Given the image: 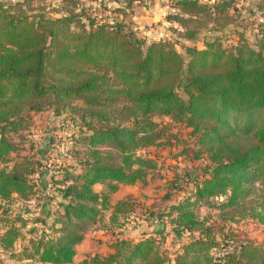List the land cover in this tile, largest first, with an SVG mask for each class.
<instances>
[{"label": "trees", "instance_id": "obj_1", "mask_svg": "<svg viewBox=\"0 0 264 264\" xmlns=\"http://www.w3.org/2000/svg\"><path fill=\"white\" fill-rule=\"evenodd\" d=\"M114 2L126 6L124 0ZM172 2L176 11L167 20L179 24L190 41L206 29L224 31L235 0ZM259 9L264 14V0ZM82 15L55 18L29 3L0 2V247L21 263L264 264V246L221 247L213 226L196 214L206 205L221 217H250L264 225V23L255 47L241 40L226 48L211 39L202 49L187 47L185 58L169 41L147 45L120 17L92 14L86 27L75 28ZM46 108L78 116L86 130L76 137L82 150L72 152L83 170L63 163L52 175L62 212L51 224L50 211L46 218L30 211L15 219L9 214L15 198L31 201L38 185L34 163L12 157L15 147L7 134ZM156 118L191 129L195 159L206 161L201 174L188 175V196L159 218H167L184 240L182 252L169 262L161 251L164 229L158 228L138 241H117L107 257L76 263L82 228L110 205L108 193L95 191V185L111 182L109 192L116 193L119 184L144 182L156 169V161L141 154L161 145L166 128L159 129ZM133 211L130 202L119 201L110 217H131ZM18 225L48 229L17 253L15 244L23 239Z\"/></svg>", "mask_w": 264, "mask_h": 264}, {"label": "rangeland", "instance_id": "obj_2", "mask_svg": "<svg viewBox=\"0 0 264 264\" xmlns=\"http://www.w3.org/2000/svg\"><path fill=\"white\" fill-rule=\"evenodd\" d=\"M124 1L126 6L114 0H0L6 4L29 3L33 9L41 10L55 18L71 13L83 14L82 19L75 20L73 25L75 28L86 27L89 15L92 14L109 19L120 17L125 20L127 28L134 30L142 39H146L144 41L147 45L156 40L169 41L185 58L188 57L187 47L202 49L205 42L211 39L219 41L226 48H233L241 40L255 47L261 36L260 25L264 23V14L259 9L262 0H235L230 12L231 23L224 31L209 36L206 29L193 40L187 41L179 32V27H162V21L165 22L172 11L170 9V13L165 14L160 8L163 5L175 8L172 0H142L135 4H129L130 0ZM200 1L213 3L215 0ZM151 8L159 12L153 15L152 21L148 19L146 21V15L150 16L146 11L150 12ZM154 36L157 37L155 40ZM208 37L209 39H206ZM155 121L159 124V129L166 128L161 145L148 148L141 154L153 158L156 161V169L144 182L134 185L120 184L117 193L109 192L111 182L104 184L101 191L109 195V209L103 211L102 216L97 218L95 223L82 228L84 240L76 248L78 251L74 259L76 263L94 256L107 257L114 252L117 241L122 239L138 241L158 228L164 229L165 233L162 236L165 241L160 240L164 257L174 263L176 256L182 252L184 240L177 238L167 218L163 221H159V218L171 205L188 196L187 192L191 188L188 175L201 174L206 161L195 159L198 149L197 137L193 136L191 129L183 124L172 123L168 118H156ZM80 126L81 121L78 116L72 117L67 111L58 114L54 108H46L41 112H32L24 128L7 134V138L15 147L12 157L16 161L29 158L34 163L37 175L35 181L38 185L36 195L31 201L24 202L15 198L14 203L11 204L12 211L9 212L11 218L15 219L16 216L24 215L27 211L34 214L32 217L46 218L50 211L52 216L47 220L51 224L54 217L62 212L58 206L61 195L51 187L53 184L51 178L55 168L63 163L76 166L77 171L83 170L78 166V160L74 161L72 157L73 151H81L83 148L81 144L75 143L78 139L76 137L86 134V130H82ZM39 163L42 167H38ZM41 172L44 174L42 178L39 177ZM172 180H175V183H171ZM179 185L180 189L177 188ZM223 199L224 197L218 201ZM121 200L130 202L134 206V211L131 217H117V220H112L111 209ZM196 214L200 219L206 220L208 226H213L221 247L224 244L239 245L246 242L264 246V225L258 224L250 217H236L235 220H231L230 217H221L222 214L217 208L206 205H199ZM46 228L48 229L40 225L36 228H33V225L20 228L23 239L16 242L13 251L18 253L24 248L29 249L32 245L31 241L38 239L42 235V230ZM32 229H35V232H31ZM48 233L52 236L51 231L48 230L46 234ZM22 263L39 264L36 260ZM22 263L12 259L9 252L0 249V264Z\"/></svg>", "mask_w": 264, "mask_h": 264}, {"label": "crops", "instance_id": "obj_3", "mask_svg": "<svg viewBox=\"0 0 264 264\" xmlns=\"http://www.w3.org/2000/svg\"><path fill=\"white\" fill-rule=\"evenodd\" d=\"M152 6H153V5H152ZM154 8H155V6H154ZM160 9H161L162 12L165 11V14L170 13V9H171L172 12L176 11L175 8H170V6H168V5H163V7L160 8ZM149 11H150V12H148V10H147L146 13H148L150 16H147V15L145 14V15H146L145 20L148 19V20H151V21H152V20H153V15H154V16L157 15L159 11H157V10H155V9H152V8H151ZM172 12H171V13H172ZM158 17H159V16H158ZM160 17H161V16H160ZM162 19H163V18H162ZM146 21H147V20H146ZM141 22H142V21H141ZM162 22H163V24H162L163 26H162V27H164V28H165V27H168V26H175V28H176V27H179V29H178L179 32H183V29H182V28L180 27V25L177 24V23L170 22V21H168L167 19H166L165 22H164V21H162ZM208 35L210 36V35H212V34L209 33ZM153 38H154V40H155L157 37L154 36ZM206 39H209V37L206 38ZM156 41H158V40H156ZM159 41H160V40H159ZM187 41H189V40H187ZM202 48H203V47H202ZM199 49H200V48H199ZM36 177H37V175H36ZM38 179H39V178H38ZM108 183H109V182H105V183H102V184H97V185H95V187H94L95 191H97V192H102L103 190L101 191V188L104 186V184H108ZM119 185H120V184H119ZM119 185H118V186H119ZM98 190H99V191H98ZM116 193H117V192H116ZM15 197H17V196L15 195ZM121 201H122V200H121ZM32 202L34 203V201H32ZM118 202H119V201H118ZM118 202H117V203H118ZM117 203H116V204H117ZM111 210L113 211V209H111ZM111 213H112V212H111ZM35 215H36V214H35ZM77 247H78V246H77ZM0 249L4 251V249H3L2 247H0ZM77 252H78V251H77ZM76 256H77V255H76Z\"/></svg>", "mask_w": 264, "mask_h": 264}]
</instances>
